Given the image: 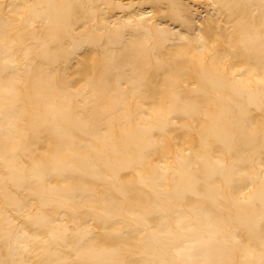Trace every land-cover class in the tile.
Listing matches in <instances>:
<instances>
[{"label": "bare ground", "instance_id": "bare-ground-1", "mask_svg": "<svg viewBox=\"0 0 264 264\" xmlns=\"http://www.w3.org/2000/svg\"><path fill=\"white\" fill-rule=\"evenodd\" d=\"M0 264H264V0H0Z\"/></svg>", "mask_w": 264, "mask_h": 264}]
</instances>
